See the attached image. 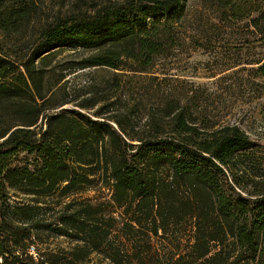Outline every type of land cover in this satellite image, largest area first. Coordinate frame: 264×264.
<instances>
[{
    "label": "trees",
    "instance_id": "trees-1",
    "mask_svg": "<svg viewBox=\"0 0 264 264\" xmlns=\"http://www.w3.org/2000/svg\"><path fill=\"white\" fill-rule=\"evenodd\" d=\"M44 1L0 0V264H264V155L241 126L197 115V90L183 103L164 88L143 125L84 112L90 98L50 111L67 103L52 101L65 49L89 53L74 69L145 73L186 43L234 39L258 50L221 72L264 78V0ZM51 238L70 245L38 247Z\"/></svg>",
    "mask_w": 264,
    "mask_h": 264
},
{
    "label": "rangeland",
    "instance_id": "rangeland-1",
    "mask_svg": "<svg viewBox=\"0 0 264 264\" xmlns=\"http://www.w3.org/2000/svg\"><path fill=\"white\" fill-rule=\"evenodd\" d=\"M74 1L45 0L44 7L50 12L59 9L66 11ZM27 37L28 35L22 43ZM237 43L238 41L234 39L223 40L215 45L220 47L217 53L194 48L186 43L172 56L162 59L152 71L141 73L123 70L124 74H121V71L114 73L99 67L74 69L76 63L89 53L65 49L59 53L55 63L58 62L61 68L73 66V69L65 70L68 73L62 89L57 90L52 101L67 103L50 111H58L63 107L79 108V105L90 98L97 103L94 108L84 112L94 114L95 111H111L106 114L107 117L111 113L127 115L126 118H133L134 122L143 125L160 102L164 88L174 86L176 93H181L183 103H186L184 96L188 97L197 90L200 97L198 106L194 109L197 115L200 114L199 116L204 119L209 117V121L216 123L217 127L227 124L241 126L255 141L259 152L264 155V78L257 77L254 81L249 79L248 71L243 69V65L221 72L234 53L239 55L238 59H242L243 53L250 54L258 50V47L241 50L235 46ZM251 46L256 44L252 41ZM115 74L119 75L118 80L121 81L118 86L113 83L112 77ZM160 85L163 86L161 89ZM169 93L164 95L172 96ZM199 107L202 112L198 114ZM79 197L93 201L107 199L109 191L102 189L99 193L96 190H89ZM69 245L65 238H51L48 244L38 247L57 250L61 247L67 248ZM31 251L38 257L34 248H31ZM93 259L98 261L99 258L93 256ZM101 264L111 263L103 261Z\"/></svg>",
    "mask_w": 264,
    "mask_h": 264
}]
</instances>
